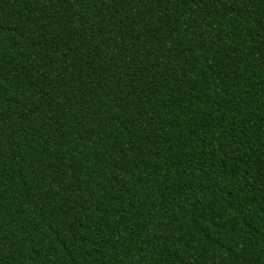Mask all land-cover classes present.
Instances as JSON below:
<instances>
[{
  "label": "trees",
  "instance_id": "trees-1",
  "mask_svg": "<svg viewBox=\"0 0 264 264\" xmlns=\"http://www.w3.org/2000/svg\"><path fill=\"white\" fill-rule=\"evenodd\" d=\"M0 264H264V0H0Z\"/></svg>",
  "mask_w": 264,
  "mask_h": 264
}]
</instances>
